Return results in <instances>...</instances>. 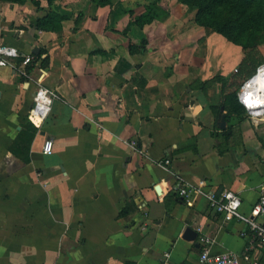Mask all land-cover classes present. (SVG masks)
I'll list each match as a JSON object with an SVG mask.
<instances>
[{"label": "crops", "instance_id": "0c3cea01", "mask_svg": "<svg viewBox=\"0 0 264 264\" xmlns=\"http://www.w3.org/2000/svg\"><path fill=\"white\" fill-rule=\"evenodd\" d=\"M125 9L88 4L59 31L0 26V43L41 53L29 77L0 67V264H199L186 227L210 235L211 252L245 248L242 223L173 190H232L248 213L264 186V114H232L222 105L232 86L211 80L243 54L210 57L200 49L219 36L191 47L167 21L138 26L141 8ZM143 37L145 51L130 52ZM40 73L56 97L35 127L27 113Z\"/></svg>", "mask_w": 264, "mask_h": 264}, {"label": "built area", "instance_id": "2783aa9c", "mask_svg": "<svg viewBox=\"0 0 264 264\" xmlns=\"http://www.w3.org/2000/svg\"><path fill=\"white\" fill-rule=\"evenodd\" d=\"M32 63V54H23L14 46L0 43V67H9L21 76L29 77L30 71L26 67ZM43 78L44 74L40 73L35 79L37 88L27 113L28 119L35 127H40L41 122L51 110L53 98L56 97L53 91L42 85ZM237 98L251 118H260L264 114V62L243 81L238 89ZM129 145L136 149V140H131ZM51 152L52 140L45 139L42 153L51 154ZM169 163L168 158L162 161L163 165ZM173 190L189 206L201 198L224 221H237L244 225L239 232V235L246 240L245 248L241 253L236 251L211 252L209 245L213 238L196 228L197 239L201 244L199 264H264V186L259 188V194L248 213L241 210V196L232 190L218 191L207 189L204 182L190 185L180 181H177ZM164 257L167 260L169 253H165Z\"/></svg>", "mask_w": 264, "mask_h": 264}, {"label": "rangeland", "instance_id": "374dc122", "mask_svg": "<svg viewBox=\"0 0 264 264\" xmlns=\"http://www.w3.org/2000/svg\"><path fill=\"white\" fill-rule=\"evenodd\" d=\"M101 0H56L54 2V10L61 12L64 14L65 18L60 21L61 28L65 21L73 20L74 25L78 23L81 19L82 15L79 16V13L86 11L88 4H93L95 7L97 2ZM111 4L114 3H123L125 4V11H131L130 8H135L137 11L141 8V14H144L146 19H152L148 23H151L156 18L160 17L161 20L167 21L169 25V32L174 34L176 37L177 33L183 35L184 38H189L190 41L186 42V45H191V47L198 48V44L203 40L207 35L215 34L216 43H213L214 47L203 49L201 48L200 52L209 53V56H213V58L220 59L227 56V53L230 51L231 56L236 59V54H243L244 61L247 58V55L244 51H248V59L250 62L262 61L264 60V41L257 43L256 46L250 47L249 49L243 50L242 46L232 41H229L223 35L215 32L211 27L203 25L200 23L203 21L201 17H196V13L198 7L190 4L184 3L181 0H110ZM164 6V9L161 7ZM152 6H155L153 9ZM49 8L45 0H19V2L12 3L7 0H0V26L1 24H5V28L10 27L11 29H15L16 27H34L36 24V18L43 16ZM35 12V13H34ZM35 14V15H34ZM35 16V17H34ZM138 16L135 15L134 18ZM146 23V24H148ZM15 33H11L10 35L15 36ZM174 37V36H173ZM221 38V39H220ZM249 41V40H248ZM190 42H192L190 44ZM231 45V50L227 48V46ZM190 47V46H188ZM241 61L233 65L234 69H232L231 73H228L225 77L216 75L211 78V80L215 79L217 76L222 77L223 81L220 84H229L233 86L236 84H241L243 82V76L245 73L246 67L243 66V62ZM237 62V61H236ZM248 61L246 60L244 64L246 65ZM241 66V67H240ZM236 67V68H235ZM244 67V68H243ZM242 68V69H241ZM210 80V79H209ZM235 88V87H234Z\"/></svg>", "mask_w": 264, "mask_h": 264}, {"label": "trees", "instance_id": "16d2710c", "mask_svg": "<svg viewBox=\"0 0 264 264\" xmlns=\"http://www.w3.org/2000/svg\"><path fill=\"white\" fill-rule=\"evenodd\" d=\"M12 3L19 2V0H7ZM49 11H47L43 16L36 18L35 29L37 30H47V31H59L61 29L60 21L65 18L64 14L54 10V2L56 0H45ZM184 3H190L198 7L196 17H201L203 25L211 27L215 32L223 35L229 41L239 44L242 46L243 50L249 49V44L251 48L256 46L257 43L264 41V0H181ZM110 0H101L95 4L96 6L110 5ZM153 9L155 6H152ZM82 13H79V16ZM152 19H146L144 14L136 16L131 20V24H136L138 26H143ZM249 40V41H248ZM257 42V43H256ZM146 39L141 38L139 45H129V51L134 52L135 50L139 53L145 51ZM247 55L246 60L248 61L246 65L245 72H248L243 79V81L249 78L256 70L257 66L262 64V61L250 62L248 59L249 52L244 51ZM33 63L29 64L26 68L30 71L33 68L35 61L39 60L41 53L33 54ZM42 63L45 62V58L41 59ZM241 67V66H240ZM242 69V68H241ZM245 74V73H244ZM244 77V76H243ZM216 80L222 82L223 78L217 76ZM222 80V81H221ZM243 83V82H242ZM241 83V84H242ZM223 84V83H222ZM241 84H236L232 86V90L224 94V100L222 105L228 108L232 114L236 116L243 115L245 109L242 104L238 101L237 92ZM228 117V115H227ZM26 127H32V124L26 125ZM224 133V132H223ZM215 135V134H214ZM24 161H28L27 156H23ZM219 191V190H218Z\"/></svg>", "mask_w": 264, "mask_h": 264}, {"label": "water", "instance_id": "95a60500", "mask_svg": "<svg viewBox=\"0 0 264 264\" xmlns=\"http://www.w3.org/2000/svg\"><path fill=\"white\" fill-rule=\"evenodd\" d=\"M32 53L38 54V48L37 47L33 48ZM218 125L221 129H223L225 127V117H224L223 113L221 114L220 122ZM196 236H197V232L193 228H191V227L185 228L183 238H185L187 240H194L196 238Z\"/></svg>", "mask_w": 264, "mask_h": 264}]
</instances>
